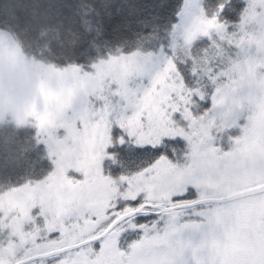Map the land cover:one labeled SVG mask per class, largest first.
<instances>
[{
	"label": "snow or ice",
	"instance_id": "obj_1",
	"mask_svg": "<svg viewBox=\"0 0 264 264\" xmlns=\"http://www.w3.org/2000/svg\"><path fill=\"white\" fill-rule=\"evenodd\" d=\"M204 2L78 0L64 89L27 113L55 170L0 190V264H264V0Z\"/></svg>",
	"mask_w": 264,
	"mask_h": 264
},
{
	"label": "trees",
	"instance_id": "obj_2",
	"mask_svg": "<svg viewBox=\"0 0 264 264\" xmlns=\"http://www.w3.org/2000/svg\"><path fill=\"white\" fill-rule=\"evenodd\" d=\"M125 7L145 9L159 0H117ZM224 0H205L204 7L211 16ZM78 0H0V33L9 44L21 47L34 62L62 69L72 60L82 45L78 29L68 33L66 26L73 22L78 27L76 6ZM245 8L244 0H231L226 4L222 19L237 24ZM238 131L229 135H238ZM2 135L0 140V190L19 187L25 183L41 182L55 169L49 151L38 139V131L31 126L17 125ZM115 152L117 163L104 161V173L119 179L132 174L142 166L130 144Z\"/></svg>",
	"mask_w": 264,
	"mask_h": 264
},
{
	"label": "clouds",
	"instance_id": "obj_3",
	"mask_svg": "<svg viewBox=\"0 0 264 264\" xmlns=\"http://www.w3.org/2000/svg\"><path fill=\"white\" fill-rule=\"evenodd\" d=\"M66 28L68 33L77 29L73 22ZM60 84L58 78L33 63L21 47L0 43V140L6 142L2 133L27 120L34 105L42 106V87L50 91Z\"/></svg>",
	"mask_w": 264,
	"mask_h": 264
},
{
	"label": "rangeland",
	"instance_id": "obj_4",
	"mask_svg": "<svg viewBox=\"0 0 264 264\" xmlns=\"http://www.w3.org/2000/svg\"><path fill=\"white\" fill-rule=\"evenodd\" d=\"M0 43L9 44L8 43V39H6L5 36L2 35L1 33H0ZM34 63L37 64L42 70H44L47 73H49V74L55 76L56 78H58L59 81L61 82L60 87L58 89H53V90H50V91H55V92L63 91V89H64V83H63L64 76L60 72V69H56V68H54L52 66H46V65H44V64H42L40 62H34ZM46 91H49V90H46ZM41 97H42L43 104H42V106H37V109L39 111H43L44 108H45L44 98H43L42 95H41ZM18 124L22 125V126H31V127L35 128L38 131L37 126H36V120L33 117H29L28 116L27 120H20V121H18ZM57 135L60 138H63V135H65V133L63 132V130H61V132H59ZM218 143H220L225 150H229L230 147H231L230 142L227 140V133L222 134V136H221L220 140L218 141ZM42 144H44V143H42ZM44 145L48 149V146L46 144H44ZM48 151H49V149H48ZM108 160H110V159H105V162L108 161ZM52 161H53V159H52ZM103 174L105 176H107V177H110V178L114 179V176H111L110 174H107V173H104V172H103ZM70 175H74V174H70Z\"/></svg>",
	"mask_w": 264,
	"mask_h": 264
}]
</instances>
